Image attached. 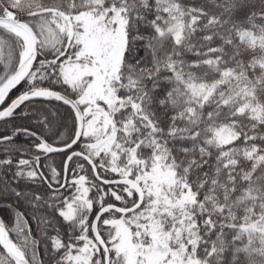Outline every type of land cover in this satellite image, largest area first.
Segmentation results:
<instances>
[{"label":"snow or ice","instance_id":"snow-or-ice-1","mask_svg":"<svg viewBox=\"0 0 264 264\" xmlns=\"http://www.w3.org/2000/svg\"><path fill=\"white\" fill-rule=\"evenodd\" d=\"M0 264H264V0H0Z\"/></svg>","mask_w":264,"mask_h":264}]
</instances>
